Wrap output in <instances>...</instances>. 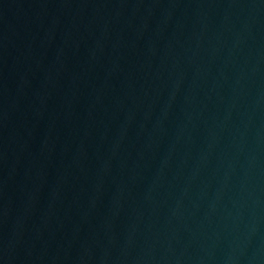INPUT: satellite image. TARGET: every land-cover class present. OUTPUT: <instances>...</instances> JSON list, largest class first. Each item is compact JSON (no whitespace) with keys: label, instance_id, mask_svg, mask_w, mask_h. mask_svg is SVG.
Listing matches in <instances>:
<instances>
[{"label":"water","instance_id":"1","mask_svg":"<svg viewBox=\"0 0 264 264\" xmlns=\"http://www.w3.org/2000/svg\"><path fill=\"white\" fill-rule=\"evenodd\" d=\"M0 264H264V0H0Z\"/></svg>","mask_w":264,"mask_h":264}]
</instances>
